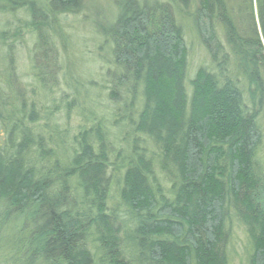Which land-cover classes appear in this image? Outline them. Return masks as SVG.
<instances>
[{
	"label": "trees",
	"instance_id": "trees-1",
	"mask_svg": "<svg viewBox=\"0 0 264 264\" xmlns=\"http://www.w3.org/2000/svg\"><path fill=\"white\" fill-rule=\"evenodd\" d=\"M263 128L264 0H0V264H264Z\"/></svg>",
	"mask_w": 264,
	"mask_h": 264
},
{
	"label": "rangeland",
	"instance_id": "rangeland-1",
	"mask_svg": "<svg viewBox=\"0 0 264 264\" xmlns=\"http://www.w3.org/2000/svg\"><path fill=\"white\" fill-rule=\"evenodd\" d=\"M98 15L106 11L108 17L114 13L113 1H98ZM106 15V14H105ZM102 19L104 15L101 16ZM79 17L70 18L71 21L68 30L73 33V41L75 43V59L81 68H89L95 65L98 61V49L96 46V40H93L92 27L89 24H82ZM194 35V34H193ZM186 42L190 47L188 55V69L187 78L191 77L195 72L197 66L205 65L208 61L204 48L197 42L194 36L190 32H186ZM21 62L24 63L25 59ZM20 62V64H21ZM21 66V65H20ZM22 68V66H21ZM22 72H25V69ZM98 77H95V81H98ZM264 130V128H263ZM259 160L264 167V139L263 144L258 153ZM264 169V168H263ZM247 249V238L244 229L236 224L233 228L232 241L230 245V256L232 264H245V255Z\"/></svg>",
	"mask_w": 264,
	"mask_h": 264
}]
</instances>
